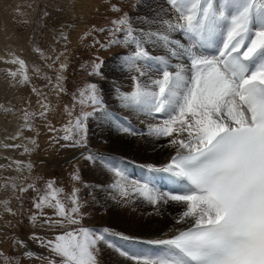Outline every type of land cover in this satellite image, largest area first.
<instances>
[{
	"label": "snow or ice",
	"instance_id": "1",
	"mask_svg": "<svg viewBox=\"0 0 264 264\" xmlns=\"http://www.w3.org/2000/svg\"><path fill=\"white\" fill-rule=\"evenodd\" d=\"M138 7L140 4L133 6L134 10ZM109 10L118 15L110 21L111 27L93 26L107 38L95 39L92 47L124 48L117 54L122 60L120 71L127 70L133 82L127 92L113 83L109 95H115L120 108L158 122H149L147 132L138 133L127 118L121 121L108 109L104 89L90 81L73 95V101L91 111L69 121L56 143L63 140L67 143L61 147L84 149L80 153L84 160L95 162L97 155L88 145L90 119L110 126L116 121L117 130L125 135L166 139L175 154L163 166L147 165L146 172L151 175L143 181H129L124 168L105 161V170L117 178L108 187L125 200L139 194L153 206H181L175 223L185 227L169 238L147 241L160 251L130 250L110 241L106 246L132 264H264V0H163L159 10L154 9V15L144 20L138 19V11L132 14L110 2ZM156 48L159 53L150 50ZM7 62L20 65L19 83L30 82L23 71L24 60L13 57ZM66 68L63 63L59 66L57 93L66 91L62 84ZM90 69L89 77L108 80L104 61L98 56ZM10 75L15 79L18 72L10 71ZM42 107L45 111L40 115L45 117L48 106ZM32 115L25 112V120ZM25 126L31 130L30 124ZM49 131L56 130L50 127ZM13 163L17 171L23 170L21 161ZM26 167L31 170L32 165ZM161 175L167 190L158 187ZM73 179L79 181L80 176ZM125 182L128 186L122 187ZM54 184L48 181L42 193L35 184L20 186L18 191L39 193L33 198V207L44 217L42 226L80 224L78 190L72 192L69 209L59 198L63 190ZM12 188L17 190L14 182ZM7 203L5 210L11 212ZM45 207L54 209L59 219L47 217ZM30 220L35 226L37 215H31ZM110 235L132 239L107 228L99 232L73 228L53 239L33 233L29 239L51 255L32 251L24 255L48 264H98V245ZM14 243L25 246L22 240Z\"/></svg>",
	"mask_w": 264,
	"mask_h": 264
},
{
	"label": "rangeland",
	"instance_id": "2",
	"mask_svg": "<svg viewBox=\"0 0 264 264\" xmlns=\"http://www.w3.org/2000/svg\"><path fill=\"white\" fill-rule=\"evenodd\" d=\"M109 2L119 5L124 11L132 14L138 11L139 20H144L145 16H153L154 9L159 10V6L163 4V0H0V138L5 141L16 140L20 147L24 143L21 147L23 150H11L13 153L17 150L15 156L22 160V171H17L16 165L0 162V165L4 166L0 167V264H48L47 260L28 258L24 255L25 251H32L37 255H51L47 249L41 248L37 242L29 239L32 230L47 235L46 239H53L58 233L79 227L90 228L97 232L110 228L113 229L111 232L114 234L122 229L120 232L124 236L134 235L131 234L133 231H124V226L114 221V218L108 217L111 210L108 202L111 191L108 186L117 178L114 173L105 170L107 167L105 161H111L116 165H118L117 162L120 163L117 156L132 165L133 159L126 155L129 145H132V135H125L118 131L119 123L116 121L112 126L98 122L96 119L87 121L88 145L89 150L97 155L95 162L84 160L80 155L84 149L61 147L62 144L67 143L63 140L56 143V140L65 134L62 129L69 124V121L74 122L75 117L82 112L91 111L89 107L81 106L73 101V95L90 81L98 82L104 89L108 109L121 120L129 117L128 120L133 128L136 126L134 121L137 124L141 123L140 125L144 124L142 120L147 124L158 122L150 120V117H146L147 121L142 119L139 122L145 116L131 114L130 111L117 113L121 111V108L117 101L115 102V95H109L113 83L121 91L127 92L133 88V84L131 86L129 81V72L125 70L126 73L121 74L120 71L121 63L119 62L122 60L117 54L124 52L125 49L112 47L102 50L98 45L92 47L95 39L105 41L107 38V34L94 31L93 26L111 27L110 21L118 15L109 10ZM137 4H140V7L134 10L133 6ZM62 35L66 36L67 40L62 39ZM97 56L104 61L107 81H102L98 77H89L87 74L91 70L92 60ZM13 57H19L25 61L23 71L28 75L30 82H18L22 78L19 75L20 65L7 62ZM57 57H59L58 60ZM61 63L67 65L66 70L62 72L64 77L62 84L66 91L57 93L56 77ZM117 69H119L118 72ZM10 71L18 72L15 79L10 75ZM33 88L37 91L33 92ZM42 105L48 106L45 117L40 115L45 111ZM36 107H38L37 110ZM69 111L72 112L71 116L68 114ZM25 112L34 115L26 121ZM26 123L31 125V130L25 126ZM147 124L144 133L147 131ZM50 127L56 131H49ZM134 129L138 132L136 128ZM18 133V138L12 139L17 137ZM143 137L150 138L146 135ZM33 140L35 144L31 142ZM147 142L151 145L156 140L150 138ZM149 145H146V148ZM25 147L29 149L28 152H25ZM140 153L144 154L138 152ZM100 157H103V160ZM29 163L32 165L31 170L26 167ZM74 175H79L80 180H74ZM48 181H54V186L63 190L59 198L69 209L72 207V192L74 189L78 190L77 196L82 205L78 217L80 224L69 225L65 222L64 228L42 226L44 217L40 216L38 210L33 207V198L39 193L32 190L20 193L18 189L20 186L35 184L42 193ZM13 182L17 186L15 191L12 188ZM122 184L128 186L127 182ZM5 201H8L7 208L11 209V212L5 210ZM129 204L123 205L131 211L143 214V220L151 212H154L155 217L159 213V210L156 211L152 205L151 207L145 204L139 206L137 203L133 207L131 203ZM169 204L171 206L159 203L160 218H165L166 212L180 214L182 211L181 206L178 208L174 203ZM43 212L47 217L59 219L52 208L45 207ZM33 214L37 215L35 226L30 220ZM127 214H131L129 210ZM147 224L150 223L145 222L146 228ZM116 236L110 235L108 239H116ZM131 238L136 243L143 242L140 237ZM17 240L24 241L25 246L14 243ZM117 244L130 250L142 249L138 246L128 247L127 242L121 244L117 241L115 245ZM98 247L100 249L98 264H109L108 258L112 262L120 260L121 257L116 251L111 258L109 254L113 251L109 252V249L107 251V247H103L102 243ZM128 263L129 261L123 262V264Z\"/></svg>",
	"mask_w": 264,
	"mask_h": 264
},
{
	"label": "bare ground",
	"instance_id": "3",
	"mask_svg": "<svg viewBox=\"0 0 264 264\" xmlns=\"http://www.w3.org/2000/svg\"><path fill=\"white\" fill-rule=\"evenodd\" d=\"M152 13H153V11L151 12V15H152ZM150 50L154 51V53H159L160 49L156 48V49H150ZM120 63H122V61L119 62V64ZM118 70L119 69H117L116 71L118 72ZM122 72H125V71H121V74H122ZM129 81H130V84L132 86L133 82L131 80V77H129ZM32 101H33V99H32ZM40 101L41 100H39V102ZM110 102H112V101H110ZM115 102H116V100H115ZM34 106H35V104H34ZM37 108L38 107H36V110H37ZM121 112H128V110L121 108V111L117 112V113H121ZM131 114H133V113H131ZM126 118L128 119L129 117H126ZM142 119L146 120V117H142L139 122H141ZM149 119L152 120L151 118H149ZM121 121H123V118ZM134 122L136 125L134 128H136L138 130V133H142V132L144 133V130L146 128L147 123L143 122V120H142V123H144L145 125L144 124L140 125L141 123L137 124L136 121H134ZM148 139H150V138L144 139L143 135H135V136L132 135V139H131L132 145H129L130 147L126 153L127 156H129L133 159L132 165H129V163L126 160L120 159L119 156H117L119 161H120V163L117 162V164L119 165V167L124 168L126 170V173L129 177V180H131V181H138L139 176H140V179H143L145 177H147V179H148L151 174L146 172V166L147 165L151 164V165H154L157 167L163 166V165L168 163V158L171 157L173 154H175V150L167 146V140L166 139H161L159 141L156 140V142L152 143L151 145L148 144V142H147ZM146 145H149V147L146 148ZM143 149H145V151H142ZM16 151L17 150H15L14 155L16 154ZM138 152H143L144 154H141V153L138 154ZM16 158H17V156H16ZM3 163H5V162H3ZM6 165H7V163H6ZM12 167H13V165H12ZM122 187H127V186L122 184ZM158 187L161 189H164V190H167V188H168L167 181H166V179H164L163 175H161L160 179L158 180ZM128 190L131 193V189L129 188ZM108 202L110 203V207H111V210H109V213H108V217L114 218L115 219L114 221L121 224V226H124L125 227L124 231L125 230L133 231L131 234H134V235H129L128 237L137 236V237L142 238L143 242L142 243H139V242L136 243L132 239L126 241V240H122L120 238V236L117 237L115 235L117 238L116 239L111 238L110 240L102 243L103 247H107L106 244L109 241L113 244H115V242L118 241V242H121V244H124L125 242H127L126 246H128V247L138 246L139 248H142L143 250L151 249L154 252L160 251V249L148 244L147 241L152 240V239H157V238H169V235L176 232L177 229L185 227L184 225H177L175 223V219L179 215L177 213L166 212L165 218H160L159 216L161 213L160 212L161 208L159 207V203L155 206L152 205V207H154V209L156 211L159 210L158 211L159 213L156 215V217L153 215L154 212H151V214L149 213V215H146L147 218L145 220H143L144 219L143 214L141 215L139 213H136L135 211H131L126 205H123V204L131 203L134 207L137 203H139V206L145 204L146 206L150 205V207H151V204H149L139 194L130 195V198L125 200V199H122L114 191H111L110 195L108 197ZM168 205L171 206V204H168ZM176 206L178 208L180 207L179 205H176ZM174 208H175L174 210H176V207H174ZM127 210H129V212L131 214L128 215ZM145 211H143V212H145ZM125 215H127L126 218H124ZM145 222L150 223V224H147V226H148L147 228L145 227ZM171 223H172V226H170ZM109 230L111 232V230H113V229L109 228ZM121 230L122 229H119V230H117V232L120 234L122 232ZM114 232H115V230H114ZM135 232H141V233H135ZM111 233H113V232H111ZM108 249L109 248L107 247V251H108ZM111 251H113V252H111ZM109 252L112 253V254H109L112 258L114 256L115 250L109 249ZM108 259H109V261H108L109 264H123V262H128L123 257H121L120 260H117L116 262H112L110 258H108ZM128 264H132V262L129 261Z\"/></svg>",
	"mask_w": 264,
	"mask_h": 264
},
{
	"label": "crops",
	"instance_id": "4",
	"mask_svg": "<svg viewBox=\"0 0 264 264\" xmlns=\"http://www.w3.org/2000/svg\"><path fill=\"white\" fill-rule=\"evenodd\" d=\"M43 191H44V190H42V192H43ZM38 232H39V231H38ZM33 233H36L37 235H39V236H41V237H44V238H46V236H47V235L40 234V232L37 233V232H35V231H33V230L30 232V236H31Z\"/></svg>",
	"mask_w": 264,
	"mask_h": 264
}]
</instances>
